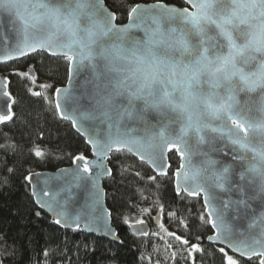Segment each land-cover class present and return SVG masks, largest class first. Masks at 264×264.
Segmentation results:
<instances>
[{
	"label": "water",
	"instance_id": "95a60500",
	"mask_svg": "<svg viewBox=\"0 0 264 264\" xmlns=\"http://www.w3.org/2000/svg\"><path fill=\"white\" fill-rule=\"evenodd\" d=\"M182 1L184 5L166 2L140 3L131 10L124 23L118 22L117 15L107 6L105 0H88L86 8L91 16L105 21L113 31L128 29L130 37L143 38V31L135 25L146 18L164 12L191 13L195 9L196 0ZM53 2L72 6L71 0ZM111 35L110 32L109 37ZM38 52L52 57H64L69 63L67 82L57 88L60 90L59 94L55 90L54 104L55 107L60 105L59 110H56L61 119L63 113L77 121L76 127H72L76 132L77 128L81 129L77 133L85 142L89 135L101 141L108 140L113 148L126 151L139 161L144 160L143 163L150 169L151 161L158 169L162 167L167 173L170 170L168 165L171 166L169 154L175 151L180 159L179 167L174 171L176 193H184L191 198L201 196L209 223L215 220L222 227L221 244L207 242L223 248L228 247L232 249V254L242 259L260 258V263L264 264V136L254 134L249 126L252 122H259L261 115L257 95L238 92L235 106L223 118L215 120L204 130L179 136V123L173 113L145 110L143 101H137L133 105L123 97L114 106H106L102 97L107 95L112 86V74L106 70L101 59L82 60L71 47L50 40L45 30L26 27L15 12L0 9V64L23 59ZM27 72L30 77H34L33 64H30ZM5 82L7 81L4 76L0 75V88H4ZM4 90L9 92L8 87ZM125 109L133 115L118 118V113ZM2 114L5 113H0ZM63 120L71 123L70 120ZM161 130H164L163 135L159 134ZM88 147L91 155L86 158L93 159L92 149ZM113 153L105 161L111 174L100 180V187L103 192V207L109 213L107 228L112 229L115 235L106 231L104 221L91 224L92 231L66 228L63 225H58L59 227L120 242L118 230L107 206L104 188L105 180L113 174L110 166ZM74 166L73 160L70 166L57 170L30 173L28 176H33V179L27 181L31 194L34 187H43V180H47L51 188H56L61 183L57 179L60 171ZM217 173L222 175L217 176ZM177 183L182 192L177 191ZM86 195L84 189L75 190L73 207L79 208ZM32 196L36 203L37 198L33 194ZM36 205L53 221L56 219L47 209H42L37 203ZM161 220L162 213L159 212L153 216L152 225L160 226ZM145 227L150 233L151 224L145 222ZM129 229L134 236H145L136 228ZM214 234L213 231L210 236Z\"/></svg>",
	"mask_w": 264,
	"mask_h": 264
},
{
	"label": "trees",
	"instance_id": "16d2710c",
	"mask_svg": "<svg viewBox=\"0 0 264 264\" xmlns=\"http://www.w3.org/2000/svg\"><path fill=\"white\" fill-rule=\"evenodd\" d=\"M105 2L119 23L126 22L131 10L140 3L184 5L182 0ZM30 64L34 77L27 72ZM0 73L7 78L14 100L23 98L20 107H12L13 119L0 122V264H228L232 253L225 252L221 257L216 249L224 248L207 242L206 237L213 230L200 219L202 216L209 223L201 196L191 198L175 191L174 171L180 164L175 151L169 154L168 175L157 177L158 188L136 176L139 173L147 179L155 175L147 164L126 151L112 154L113 174L105 180L104 188L120 242L56 225L36 205L25 178L32 172L70 166L78 155H91L72 124L59 117L53 101L55 90L67 82L69 63L64 57L38 52L0 64ZM25 87L29 89L27 96ZM30 149H39L44 155L37 157L34 151L29 154ZM125 202L137 205V210L130 211ZM159 212L161 225H152L147 236H134L124 223L125 218L131 224L138 219L151 222ZM154 233L160 237L155 238ZM184 239L189 240L188 245L183 243ZM193 244L199 248H192ZM232 255L237 264H261L260 258L246 260Z\"/></svg>",
	"mask_w": 264,
	"mask_h": 264
},
{
	"label": "clouds",
	"instance_id": "9594fccd",
	"mask_svg": "<svg viewBox=\"0 0 264 264\" xmlns=\"http://www.w3.org/2000/svg\"><path fill=\"white\" fill-rule=\"evenodd\" d=\"M71 3L0 0V9L45 30L82 60L101 59L112 74L102 97L108 107L121 97L143 101L145 110L175 114L179 136H186L223 118L238 92H246L260 102L259 122L250 129L264 136V0H196L191 13L164 12L135 25L143 38L91 16L88 0ZM132 115L125 109L118 118Z\"/></svg>",
	"mask_w": 264,
	"mask_h": 264
},
{
	"label": "snow or ice",
	"instance_id": "6c2138e0",
	"mask_svg": "<svg viewBox=\"0 0 264 264\" xmlns=\"http://www.w3.org/2000/svg\"><path fill=\"white\" fill-rule=\"evenodd\" d=\"M12 59V57L10 58ZM8 60V59H7ZM7 87V82L4 84V88ZM4 88H0V113H5L0 115V121H10L13 119L11 114L12 107H20L23 98L14 100L11 93L5 91ZM25 96L29 95V89H23ZM59 89H57V94H59ZM31 95L39 96V93H31ZM60 105H56V109L59 110ZM62 118L70 120L73 127H76L77 121L72 119L70 116L61 113ZM79 133L81 129L77 128ZM39 135V134H37ZM90 146L93 153V159H88L84 155H78L74 158V167L70 169H63L60 171L57 179L61 182L56 188H51L47 180H43V187L33 188V195L37 198L36 203L42 208L47 209L48 212L52 213L56 219L53 221L56 225H63L64 227H74L82 231H92L91 224L104 221L106 231L112 233V229L107 228V217L109 213L104 209L102 204L103 192L100 187V180L105 175L111 174V169H109L105 161L108 159L110 153L115 152L119 154L121 150L115 149L111 146V142L108 140H98L93 138L91 135L88 136L86 141V147ZM13 151H15V146H12ZM34 151L35 156L42 157L44 153L39 149H30V153ZM144 162V160H140ZM151 169L155 173L145 179L141 177L139 173H136V176L141 182L159 187L156 184L157 177L168 175L167 171H164L162 167H158L154 162H149ZM170 167V165H168ZM9 172L12 170L9 169ZM40 175V174H34ZM28 181L33 179V176H28L25 178ZM84 189L87 193L84 203L79 208H74L75 200V190ZM145 191H148L146 188ZM177 191L182 192L179 189L177 183ZM146 198V197H145ZM125 206L130 211H136L137 205L130 204L125 202ZM119 211V209H118ZM142 212H147L148 209H142ZM123 214V213H121ZM39 216V213H36ZM171 218V217H170ZM200 219L203 221V224L209 226L213 229L214 235L206 237L209 243L221 244L223 239L222 227L218 225L215 220L211 223H205L202 216ZM155 223V221H153ZM125 224H128L130 228H136L138 232H141L143 235L147 236L149 233L145 227V221L143 219L136 220L135 224H131L127 218L124 220ZM81 225H83L81 227ZM115 235L114 233H112ZM198 239L197 237H193ZM177 239H180L177 237ZM183 243L185 245L189 244V240L184 239ZM192 248H199V245L193 244ZM221 257L224 256L225 252H232V249L225 247L223 250L219 247L216 249Z\"/></svg>",
	"mask_w": 264,
	"mask_h": 264
},
{
	"label": "rangeland",
	"instance_id": "374dc122",
	"mask_svg": "<svg viewBox=\"0 0 264 264\" xmlns=\"http://www.w3.org/2000/svg\"><path fill=\"white\" fill-rule=\"evenodd\" d=\"M24 73H26V71H24ZM1 74V73H0ZM21 75H25V74H21ZM3 76V75H1ZM53 101H54V96H53ZM2 122V121H0ZM147 222V221H146ZM151 223H152V220H151ZM135 224V223H134ZM153 236L155 238H159L160 235L158 233H154ZM163 239V238H162ZM165 242L167 243V241L165 240ZM169 249V248H168ZM228 264H237V259L231 254L229 257H228Z\"/></svg>",
	"mask_w": 264,
	"mask_h": 264
},
{
	"label": "flooded vegetation",
	"instance_id": "af4514ba",
	"mask_svg": "<svg viewBox=\"0 0 264 264\" xmlns=\"http://www.w3.org/2000/svg\"><path fill=\"white\" fill-rule=\"evenodd\" d=\"M0 75H2V74H0ZM4 76V75H3ZM4 78L6 79V81H7V78L4 76ZM7 87H8V81H7ZM149 222V221H148ZM150 224H151V226H152V223L151 222H149Z\"/></svg>",
	"mask_w": 264,
	"mask_h": 264
}]
</instances>
